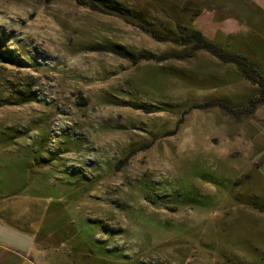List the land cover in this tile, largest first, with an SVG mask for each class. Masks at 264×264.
I'll return each mask as SVG.
<instances>
[{"label":"rangeland","instance_id":"obj_1","mask_svg":"<svg viewBox=\"0 0 264 264\" xmlns=\"http://www.w3.org/2000/svg\"><path fill=\"white\" fill-rule=\"evenodd\" d=\"M96 1L125 16L0 0V219L35 233L0 264H264L258 85L138 22L173 29L194 2L195 29L262 72L264 33L240 0Z\"/></svg>","mask_w":264,"mask_h":264},{"label":"trees","instance_id":"obj_2","mask_svg":"<svg viewBox=\"0 0 264 264\" xmlns=\"http://www.w3.org/2000/svg\"><path fill=\"white\" fill-rule=\"evenodd\" d=\"M79 1L82 2L83 5L98 13H115L117 16L120 15L121 17H124L126 13L123 11V7L117 4H115L114 7L111 3L107 4L100 1L97 2L96 0ZM239 4L240 10H236V19L250 27L251 25H257V29L264 33V9L257 5L253 0H240ZM193 5L194 2H191L188 7H185L182 12L176 16L167 14L168 17L172 18L171 27L173 29H171L168 25L163 29H156L148 23L142 22H138V26L159 42H169L179 46L188 47L190 48L191 55L198 52H205L223 64L234 66L243 77L258 85L260 101L264 102V72L260 71L259 64L254 63L255 61H252L247 54L240 50H229L215 42L210 41L202 32L195 29L194 23L203 12V9L194 7ZM241 15L246 18H240ZM140 19L143 21L144 18L140 16ZM217 19L220 21L225 19V17L220 18L217 16ZM2 47L3 46L0 42V62H9V58ZM256 49H258V52L264 53V43H259ZM39 159L40 157L38 156V158L34 159V162L37 163ZM29 171H32V169L30 168Z\"/></svg>","mask_w":264,"mask_h":264},{"label":"crops","instance_id":"obj_3","mask_svg":"<svg viewBox=\"0 0 264 264\" xmlns=\"http://www.w3.org/2000/svg\"><path fill=\"white\" fill-rule=\"evenodd\" d=\"M27 218V217H26ZM10 221V220H9ZM18 227L12 224V221L6 222L0 219V238H2V252L11 253L13 255L23 257V255L17 251L10 249L16 247L18 250L21 248L32 249L35 246V239L32 237L34 232L27 228L26 230L17 229ZM33 233V234H32ZM30 235V236H29ZM12 240H17V243H12Z\"/></svg>","mask_w":264,"mask_h":264}]
</instances>
